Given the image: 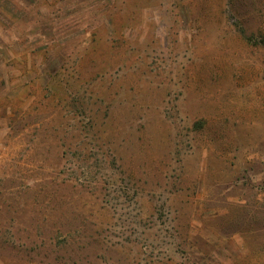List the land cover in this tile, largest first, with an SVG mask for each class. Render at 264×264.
<instances>
[{
	"label": "rangeland",
	"instance_id": "1",
	"mask_svg": "<svg viewBox=\"0 0 264 264\" xmlns=\"http://www.w3.org/2000/svg\"><path fill=\"white\" fill-rule=\"evenodd\" d=\"M0 264H264V0H0Z\"/></svg>",
	"mask_w": 264,
	"mask_h": 264
}]
</instances>
